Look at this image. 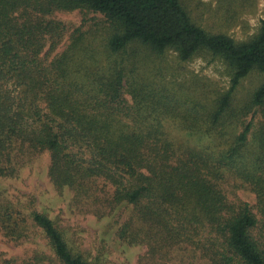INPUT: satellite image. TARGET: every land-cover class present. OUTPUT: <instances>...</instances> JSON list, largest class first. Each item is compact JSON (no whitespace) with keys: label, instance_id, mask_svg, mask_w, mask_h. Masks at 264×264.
Masks as SVG:
<instances>
[{"label":"trees","instance_id":"16d2710c","mask_svg":"<svg viewBox=\"0 0 264 264\" xmlns=\"http://www.w3.org/2000/svg\"><path fill=\"white\" fill-rule=\"evenodd\" d=\"M187 4L185 0H0V175L12 172L16 148L19 153L25 148L32 153L47 150L48 174L55 185L83 196L98 178L112 186L105 206L96 209L99 214L122 202L132 205L135 220L126 223L124 236L131 229L130 240L146 241L149 253L186 244L208 264H264V125L254 127L248 121L238 134L234 132V124L252 110L264 123V19L256 33L236 41L196 24ZM219 4L223 18L234 19L233 12L249 11L255 2L219 0ZM75 9L106 18L110 59L103 67L97 62L87 66L99 68L88 80L68 84V67L86 44V35L73 32L64 52L48 66L38 54L46 41L55 45L63 32L57 33L59 24L45 17ZM138 45L159 56L173 50L182 61L209 53L226 64L230 82L224 92L208 103L198 96L182 97V103L194 104L178 125L191 135L199 134L195 141L176 144L165 135L164 124L155 115L157 107L174 113L181 105L164 84L162 91L173 104L162 103L156 80L138 73V56L144 57ZM255 71L262 82L241 106L235 105L238 86ZM122 80L131 105L121 99ZM228 129L233 143L223 144ZM252 130L260 134L252 136L249 148ZM227 177L255 193L260 218L248 203L227 200L219 187ZM12 216L8 211L3 214L6 221ZM32 220L53 258L38 256L23 264H91L70 247L46 214L33 211Z\"/></svg>","mask_w":264,"mask_h":264},{"label":"rangeland","instance_id":"374dc122","mask_svg":"<svg viewBox=\"0 0 264 264\" xmlns=\"http://www.w3.org/2000/svg\"><path fill=\"white\" fill-rule=\"evenodd\" d=\"M185 1L188 3L187 10L196 24L211 33L229 35L236 41L246 40L256 33L260 21L264 19V0H254L255 4L249 11L233 12L236 14L234 19L223 18L224 9L220 8L219 0ZM45 19L47 22L59 24L57 33L63 30L55 45L46 41L44 48L38 54V58L45 66L50 65L64 52L73 32L79 30L86 35V44L79 49L76 59H73L71 67H68V84L73 81L88 80L99 68L86 69L87 66L97 62L99 67H103L110 59L105 45L109 24L103 14L87 9H75L55 11ZM138 46L144 53L143 58L138 56L140 58V63L137 65L138 73L146 74L149 76H146L147 78L157 81V84L156 81L153 82L159 93L158 99L162 103L173 104L162 91L164 84L175 92L176 97L173 99L179 100L181 105L174 113L164 111L160 106L157 107L158 113L155 115L163 122L165 135L176 144L185 145L195 141L199 134L191 135L178 125L187 112L193 111L194 102L182 103V97L185 96L186 99V97L198 96L204 103H208L219 93L224 92L229 86L230 75L223 59L209 53H200L190 60L182 61L173 50H168L159 56ZM166 80L175 82L165 83ZM261 82L260 73L256 71L250 73L238 86L234 104L241 106ZM121 85V99L129 105L133 104L125 80H122ZM241 119L238 124H234L236 134L242 130L243 123L248 121H252L254 127H259L260 123L264 125L260 113L255 110ZM231 133L232 130L228 129L223 137V144L233 143ZM254 134L259 136L260 132L252 130L249 133V148ZM15 152L18 158L14 161L13 157V162L10 163L12 172L0 175V264H23L38 256L42 259H45V256L53 258L52 250L43 232L33 223V211L46 214L52 219L64 234L70 247L82 253L91 264H208L190 245H173L152 254L148 252L146 241L133 243L130 240L129 227L124 236L126 223L135 220L131 204L122 202L114 209H106L102 214L96 212L97 207L105 206L104 199L110 197L112 193L113 188L107 181L98 178L89 184L88 195H77L72 188L59 187L50 178L49 151L32 153L25 148L19 153L16 148ZM219 187L228 201L248 203L260 218L256 208V195L248 186L227 177L219 182ZM95 198L99 202H95ZM7 211L13 213L11 221H6L3 217ZM16 213L18 216L15 215ZM138 237L146 240L142 234Z\"/></svg>","mask_w":264,"mask_h":264}]
</instances>
